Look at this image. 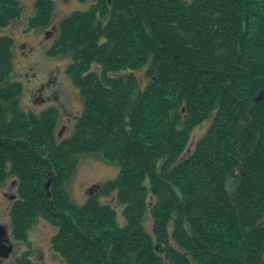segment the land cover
<instances>
[{"label": "trees", "instance_id": "obj_1", "mask_svg": "<svg viewBox=\"0 0 264 264\" xmlns=\"http://www.w3.org/2000/svg\"><path fill=\"white\" fill-rule=\"evenodd\" d=\"M38 1L31 24L42 29L54 6ZM23 13L18 0H0V27ZM59 31L50 53L72 58L84 103L62 141L56 110L21 108L15 43L0 37V187L18 182L17 239L43 217L66 264H264V0H97ZM122 71L131 74L113 75ZM92 155L120 172L79 205L65 182ZM115 192L125 225L99 200Z\"/></svg>", "mask_w": 264, "mask_h": 264}, {"label": "rangeland", "instance_id": "obj_2", "mask_svg": "<svg viewBox=\"0 0 264 264\" xmlns=\"http://www.w3.org/2000/svg\"><path fill=\"white\" fill-rule=\"evenodd\" d=\"M23 6L21 18L7 28L0 27V37H12L15 45L12 82H18L23 88L20 96L21 108L27 112L41 113L50 109L57 111L56 137L58 141L69 138L75 131L79 116L83 113L84 103L70 75L68 67L72 63L70 56L51 54L55 40L58 38L61 21L75 13L85 11L97 0H50L53 4L52 25L45 28L32 27L31 21L37 16L38 0H18ZM94 72L100 73L101 66L94 65ZM145 70L135 71V75L142 88L147 85ZM131 72L122 71L113 74L118 78H127ZM211 119L199 125L191 133L188 149L182 159L188 158L193 152L209 126ZM243 169L238 172L242 174ZM120 170L116 164H111L101 157L82 156L74 173L65 183L67 194L71 200L83 205L93 195L97 194L99 186L108 180H114ZM238 173V174H239ZM239 178L235 177L227 183L228 190L234 192ZM18 182L12 178L4 187H0V226L7 230L5 243L12 247L8 258L0 257V264H19L21 258L28 259L32 264H66L52 248V237L57 233V227L43 217L31 227L24 239H17L14 234L13 222L10 213L13 203L18 199ZM47 194L50 195L51 180L46 183ZM103 205L112 206L117 213L118 222L125 225L123 207L118 203L117 192L100 197ZM146 228L153 232V218L149 213L146 219ZM264 225V219L261 221Z\"/></svg>", "mask_w": 264, "mask_h": 264}, {"label": "water", "instance_id": "obj_3", "mask_svg": "<svg viewBox=\"0 0 264 264\" xmlns=\"http://www.w3.org/2000/svg\"><path fill=\"white\" fill-rule=\"evenodd\" d=\"M7 236V230L0 226V257L8 258L10 256V253L12 251V247H8L5 243H7V240H5V237Z\"/></svg>", "mask_w": 264, "mask_h": 264}]
</instances>
